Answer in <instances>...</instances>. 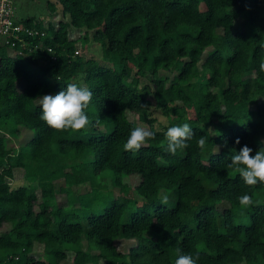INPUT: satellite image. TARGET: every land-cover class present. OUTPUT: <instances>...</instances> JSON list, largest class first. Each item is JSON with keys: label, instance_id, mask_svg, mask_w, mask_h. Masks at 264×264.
<instances>
[{"label": "trees", "instance_id": "1", "mask_svg": "<svg viewBox=\"0 0 264 264\" xmlns=\"http://www.w3.org/2000/svg\"><path fill=\"white\" fill-rule=\"evenodd\" d=\"M55 2L66 20L15 17L36 30L24 36L21 53L0 37V264H175L197 252V264H264V200H253L264 184L247 186L227 168L231 149L247 145L255 155L264 147V0ZM71 27L82 34L72 35ZM77 40L98 47L102 60L75 53ZM68 83L93 93L87 131H56L39 118V97ZM149 104L170 122L154 127V117L140 113ZM134 117L156 134L138 152L123 147L139 127ZM185 122L195 135L172 155L165 133ZM18 125L28 135L8 147L5 136L17 135ZM16 167L25 181L11 186ZM103 169L121 190L118 176L137 174L134 191L143 200L125 209L109 197L82 220L64 207L69 199L55 201L56 190L96 184ZM161 189L175 195L169 206L160 202ZM243 194L253 204L236 221ZM120 238L132 243L120 249Z\"/></svg>", "mask_w": 264, "mask_h": 264}, {"label": "rangeland", "instance_id": "2", "mask_svg": "<svg viewBox=\"0 0 264 264\" xmlns=\"http://www.w3.org/2000/svg\"><path fill=\"white\" fill-rule=\"evenodd\" d=\"M13 15L16 18H24L26 16L32 17V20L41 21L42 24H45L47 21H56L58 19L66 20V15L62 14L59 9V5L55 0H10ZM52 6V7H51ZM72 35L80 36L83 32V28H75L71 27ZM77 53L84 56H91L96 60H102L100 57V49L96 46H87L82 47L80 45L79 40L75 42ZM158 72L160 74L170 75L171 73L164 69H159ZM250 74V73H249ZM143 80V77H140ZM44 95H51V93H46ZM43 96V95H42ZM41 97V96H40ZM40 97L38 101H40ZM140 113L142 115H149L154 117L153 126L159 128L162 124H168L170 122V118L162 115L157 108L153 105L149 104L146 109H141ZM131 117V115L129 114ZM135 124L142 128H147L148 124L141 119H137L136 117L133 118ZM18 133L17 135H6V145L8 147L15 148L17 147L24 138L28 135V130L18 125ZM210 127H208L209 129ZM261 140L264 141V136H260ZM90 158V156H87ZM77 161V158L73 160V162ZM67 169V168H66ZM12 177L9 178L8 182L11 186H16L25 181L24 178V171L21 167L13 168L12 170ZM113 174L108 169H103L99 172H96L94 175V182L96 184L90 183L89 180L80 181L78 183H73L69 186V193H64L63 191H57V187L63 184V180L61 177L55 178L52 180L54 189L56 190L55 194V201L58 204H66L67 199L69 202L64 205L65 208H74L78 218L80 220L83 219V214L86 209H94L97 210L104 203L109 197L117 196L118 199L124 201L125 209L133 204H139L143 198L134 191V186L138 182L137 174H129L125 175L121 173L118 178H120V182L124 184L126 187L125 190H121L117 187V185L111 184V178ZM166 190L158 191V196L162 197L166 195ZM168 206L174 201L175 195L173 192L169 193L168 195ZM264 200V194L262 197L258 198L254 196L253 200ZM74 202V203H73ZM87 203V205H81ZM226 203L223 201L219 204V208ZM245 208L246 206H241L239 204V215L236 216L234 219L236 221H243L245 219ZM34 209L36 207L34 206ZM8 223H3V227H7ZM81 245L84 246V239L81 238L80 241ZM116 245L120 249H125L128 245L132 243L129 239H118L115 241ZM70 260V256L67 258ZM101 261V260H100ZM99 261V262H100Z\"/></svg>", "mask_w": 264, "mask_h": 264}, {"label": "clouds", "instance_id": "3", "mask_svg": "<svg viewBox=\"0 0 264 264\" xmlns=\"http://www.w3.org/2000/svg\"><path fill=\"white\" fill-rule=\"evenodd\" d=\"M259 69L264 72V61L259 64ZM93 93L86 87L77 83H68L66 90L60 91L56 95H43L40 97L39 106L41 107L40 119L49 127L56 131L78 132L87 131L92 126L93 121L87 114L92 102ZM195 133L189 123L171 126L167 128L165 137L167 140L166 151L175 155L178 150H184L190 147L188 143L194 137ZM156 134L142 127H136L131 130L129 137L124 143L125 151L138 152L148 141L154 140ZM208 137L200 136L197 140V146L201 151L206 148ZM239 144L237 138L235 141ZM264 144V141L261 142ZM219 150V149H218ZM232 155L227 168L232 169L243 182L250 187L258 184H264V147H261L252 155L253 149L244 145L239 152L231 149ZM168 196L161 197V204L168 203ZM241 206H250L253 204L252 197L243 194L238 197ZM179 252V250H177ZM200 255L197 252L192 254H181L175 260V264H197Z\"/></svg>", "mask_w": 264, "mask_h": 264}, {"label": "built area", "instance_id": "4", "mask_svg": "<svg viewBox=\"0 0 264 264\" xmlns=\"http://www.w3.org/2000/svg\"><path fill=\"white\" fill-rule=\"evenodd\" d=\"M35 32V29L16 21L10 0H0V37L5 44L12 47V52L21 53L20 47L27 43L24 36ZM46 50L51 51L50 46H46ZM74 52L77 53L76 48Z\"/></svg>", "mask_w": 264, "mask_h": 264}]
</instances>
